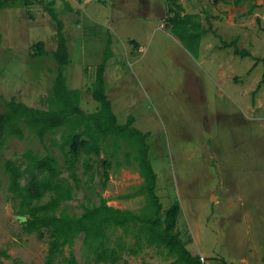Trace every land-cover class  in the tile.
Returning a JSON list of instances; mask_svg holds the SVG:
<instances>
[{
  "label": "rangeland",
  "instance_id": "rangeland-1",
  "mask_svg": "<svg viewBox=\"0 0 264 264\" xmlns=\"http://www.w3.org/2000/svg\"><path fill=\"white\" fill-rule=\"evenodd\" d=\"M177 4L206 29L196 53L167 22L180 13ZM59 25L69 51L65 84L78 92L84 114L99 109L91 86L110 38L105 93L119 124L132 116L133 126L147 133L155 193L162 212L179 203L176 231L189 253L200 263L204 257V264H264V0H9L0 8V113L12 97L28 106L58 108L52 101ZM38 42L47 55H31ZM18 124L22 136L7 132L0 146V248L9 255L3 264H43L47 254V232L39 236L23 228L27 214L5 168L11 161L24 170L27 151L57 160L54 180L72 193L53 211L57 215H79L83 205L102 198L140 215L154 213L140 191L132 141L100 136L99 156L81 152L71 171L64 138L83 127L71 122L40 139L33 128ZM102 159L110 163L104 187ZM33 177L41 173L25 172L18 181L24 185ZM106 232L104 246L121 248L115 264H169L177 257L152 243L144 224ZM94 244L77 235L55 263L64 264L72 251L78 264H110L95 261Z\"/></svg>",
  "mask_w": 264,
  "mask_h": 264
},
{
  "label": "trees",
  "instance_id": "trees-1",
  "mask_svg": "<svg viewBox=\"0 0 264 264\" xmlns=\"http://www.w3.org/2000/svg\"><path fill=\"white\" fill-rule=\"evenodd\" d=\"M227 2V0H215ZM245 0H233L235 5ZM253 1V0H249ZM9 0H0V8L5 7ZM252 4L251 6H253ZM180 13L167 19L171 24V29L184 42H187L190 50L196 53L200 38L206 33L202 28L196 14L184 13L180 4H177ZM49 13L54 17L53 11ZM110 38L106 40L100 63L96 66L94 80L91 86V96L98 102L99 109L93 113L84 114L78 104V92L66 87L63 75V67L67 64L69 51L66 38L60 30V25L56 33V48L53 57L57 64V77L55 81V100H47L58 103V108H43L37 104L28 106L12 97L7 102V109L0 113V146L3 143L5 133L10 132L17 137L22 136V130L18 124L24 122L33 128L40 139L48 132L74 122L77 127H83L80 131H72L64 138L67 146L65 152V164L69 170L78 161L81 152H92L99 156L101 148L98 144L100 136L114 135L132 141L137 146V156L139 173L143 178L140 191L150 200L154 213L138 214L130 209H122L108 205L105 199H100L99 204L83 205L82 213L79 215L60 214L53 211L62 200L72 198L70 188L55 181L58 176L57 160L50 154L42 157L35 155L32 151H27L24 157L27 165L24 170L7 161L5 168L10 177V189L15 195L20 197L22 214H27L23 223V228L27 233L36 232L43 236L44 231L48 234L47 254L43 264H56L55 259L60 255L63 247L70 245L77 235L83 234L90 241L95 242V261L110 262L115 264L120 259V250L104 246V239L107 237V228L125 227L132 223L144 224L149 232V239L152 243L162 244L170 252L177 254L175 260L169 264H201L198 257H193L183 245L177 231L176 219L180 210L178 202L172 203L162 212V206L155 193L156 173L152 168L148 158V144L145 139L147 133H143L133 126V117L128 116L125 123L119 124L112 111L111 103L105 93L104 70L107 60L111 57ZM225 47L230 44H225ZM235 54L242 56L249 55L247 51L234 50ZM33 57L47 55L43 42L35 45ZM46 100H42L44 102ZM104 169V179L102 186L106 185L108 178L107 170L110 163L106 159L101 161ZM86 168L90 167L88 161L83 162ZM25 172H40V178H31L26 184L20 185L18 179ZM74 175V173H72ZM50 192L49 199L43 203L38 201L45 193ZM161 226V228H159ZM6 250L0 248V264L2 259L8 258ZM64 264H78L73 252L64 257ZM222 264H228L222 260ZM235 264V263H231Z\"/></svg>",
  "mask_w": 264,
  "mask_h": 264
},
{
  "label": "built area",
  "instance_id": "built-area-1",
  "mask_svg": "<svg viewBox=\"0 0 264 264\" xmlns=\"http://www.w3.org/2000/svg\"><path fill=\"white\" fill-rule=\"evenodd\" d=\"M200 260H201V264H204L205 263L204 257H201Z\"/></svg>",
  "mask_w": 264,
  "mask_h": 264
},
{
  "label": "water",
  "instance_id": "water-1",
  "mask_svg": "<svg viewBox=\"0 0 264 264\" xmlns=\"http://www.w3.org/2000/svg\"><path fill=\"white\" fill-rule=\"evenodd\" d=\"M212 198H215V196H213Z\"/></svg>",
  "mask_w": 264,
  "mask_h": 264
}]
</instances>
